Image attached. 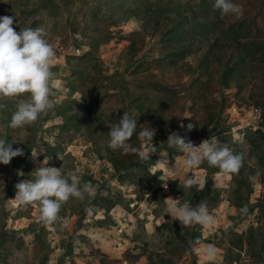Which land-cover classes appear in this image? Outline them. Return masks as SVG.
I'll list each match as a JSON object with an SVG mask.
<instances>
[{
  "label": "rangeland",
  "instance_id": "rangeland-1",
  "mask_svg": "<svg viewBox=\"0 0 264 264\" xmlns=\"http://www.w3.org/2000/svg\"><path fill=\"white\" fill-rule=\"evenodd\" d=\"M232 2L243 7L242 16H221L213 8L214 0H0V16H12L17 32L43 28L56 53L50 97L55 107L48 114H41L31 126L13 129L11 115L28 96L0 99L6 102V114H0V139L24 150L9 164L0 163V264H264V212L260 215L258 210L264 204V166L250 172L245 140L246 131L264 129V104L234 106L235 88L207 82L211 69L221 73L217 66L224 59L217 43L208 44L223 36L231 22L257 27L264 34V0ZM164 13L182 14L186 21L179 33L198 38L187 53L165 56L171 44L166 47L156 33L161 22L144 24ZM261 63L264 56L252 68ZM262 72L264 83V65ZM149 73L165 79L166 85L148 83ZM247 74L249 86H254L251 95L264 99L258 90L261 80L253 71ZM188 90L218 106L225 102L229 106L217 109L205 127L196 125L187 132L181 122L192 118L189 101L183 102L182 94ZM124 111L137 120L140 131L149 127L154 133L151 142L137 135L131 145L144 151L150 143L157 151L147 160L135 154L131 165L115 171L108 161L113 152L108 137L99 132L102 126L117 123ZM172 132L184 134L194 146L206 139L227 144L234 152L245 153L244 164L234 174L207 162L188 170L184 154L168 149ZM32 151L37 152L35 158ZM161 152L167 153L166 159ZM44 159L49 160L47 166L61 167L65 176L76 172L81 184L90 182L95 188L94 197L70 198L57 221L48 225L39 219L38 203L20 205L15 199V184L33 179ZM147 171L159 182L144 190L139 180ZM171 175L177 180L168 179ZM188 177L205 180L210 189L209 201H202L213 205L207 207L214 219L211 225L182 227L166 213L172 203L196 206L191 188L183 186ZM237 188L241 199L234 193ZM245 207L247 212L242 213ZM122 212L131 214L125 222L120 220ZM162 219L181 232L199 233L202 241L190 245L187 239L181 244L167 228L155 227ZM145 221L152 233L144 229Z\"/></svg>",
  "mask_w": 264,
  "mask_h": 264
},
{
  "label": "clouds",
  "instance_id": "clouds-1",
  "mask_svg": "<svg viewBox=\"0 0 264 264\" xmlns=\"http://www.w3.org/2000/svg\"><path fill=\"white\" fill-rule=\"evenodd\" d=\"M213 8L220 10L221 16L233 14L237 17L243 15V7L233 3L232 0H214ZM12 16H0V99L21 97L27 94V99L19 101L16 110L11 115L9 127L23 129L33 125L41 114L55 107L50 97L54 94L51 81L54 77L52 72L55 59V49L45 38L43 28H25L17 32L13 27ZM5 105L0 104V108ZM181 127H184L181 124ZM137 120L127 111L119 118V121L110 125L108 131L107 146L112 150H121L122 154H138L141 159L147 160L157 149L149 143L144 151L133 147L128 141L136 134ZM194 128L192 123L187 125V131ZM138 136L147 141L153 140L154 133L151 128L142 129ZM23 139L15 142H23ZM168 149H174L184 154L183 166L191 170L207 162L209 167L220 169L223 173H238L244 164L245 153L234 152L227 144L203 140L198 146L181 136L178 132H172L167 139ZM161 154L167 157V153ZM22 148H13L12 143L6 144V139H0V163L9 164L12 158L23 156ZM37 152L32 151L35 158ZM253 156L251 162L255 163ZM49 160L44 159L41 166L34 169V178L23 180L15 184L17 189L15 199L20 205L39 204V219L45 224L57 221L62 205L70 198L84 201L86 197H94L95 188L90 182L81 184L76 172L64 175L61 167L47 166ZM23 175V173H19ZM177 180L175 175L168 179ZM167 179V180H168ZM166 180V181H167ZM205 180H197L192 177L185 178L183 186L191 188L198 187L202 191ZM167 188V183H164ZM174 200V199H173ZM91 211L90 208L85 209ZM242 213L247 208L241 209ZM167 213L173 219H178L182 227L193 224L211 225L213 216L209 213L207 205L202 201L196 206L189 202L182 205L172 203ZM209 253L211 249L208 250Z\"/></svg>",
  "mask_w": 264,
  "mask_h": 264
},
{
  "label": "trees",
  "instance_id": "trees-1",
  "mask_svg": "<svg viewBox=\"0 0 264 264\" xmlns=\"http://www.w3.org/2000/svg\"><path fill=\"white\" fill-rule=\"evenodd\" d=\"M157 17L158 18H151V19L149 18V20H147L144 24L146 25L147 23H151V21H154L155 23L156 21L161 22L162 28L157 30L156 33H160L162 35V38L166 43L165 44L166 47H168V43L171 44L170 51L165 56H172L175 53H179V52L187 53V49L192 48L191 43L196 41L195 39L198 38H194L192 40L187 36H183L179 33V29H181V25L183 22L186 21V18L182 14L168 15L167 13L158 14ZM191 22L194 23L193 18ZM235 25L236 28H234ZM198 26L200 28H203V25L201 23ZM251 29L253 28H251L250 25L246 26L245 24H240L233 21L228 25V29L225 33H223V36H221L220 38H218L217 36L214 37L213 38L214 42H210L208 44L210 45V47H212L213 45H215L214 43H217L218 48L221 50V56H224V59L220 63H218L217 66V68L222 69L221 73L216 75L217 69L216 68L211 69L209 74L207 75V82L209 84H215L216 82H218L224 88H235L236 93L234 94L235 97L234 106L243 104L242 106L246 107L249 103L252 102L259 103L260 105L264 104L263 97L261 99L260 98L255 99V96L251 95L254 86L250 87L249 79H247V75H248L247 72L253 71V76L261 80L262 79L261 74L263 73L262 71L264 65L262 63L256 64V66L252 68V63L258 61L261 57L264 56V34L260 33L261 30H259L257 27L253 29L254 33H250ZM241 38H243V40H241ZM217 40L219 41L216 42ZM251 60L252 63L248 64L249 62H251ZM201 61L202 60H200L199 64L201 63ZM145 79L148 83L160 85V86H164L167 83L166 80L163 79L162 77L150 73L146 76ZM259 86L260 88H258V90L259 93L261 94L260 96H264V83L262 82V80ZM243 89L244 90L247 89L249 91L247 95L244 94L241 95L240 92ZM89 94L94 95L92 94V92H89ZM182 95H184L183 102L185 103L186 101H189L190 103L188 109H190L192 116V118L182 119L181 123L184 125L183 130L185 131H187V125L189 123H192L194 125V128L196 125L205 127L207 123L210 120H212L214 113L216 114L217 111L223 110L224 108L229 106V104L225 106L227 104L226 102L222 106L221 105L218 106V104L213 103L210 100H207L206 98H204L195 91L192 92L188 90L185 92V94L183 93ZM0 104L5 105L4 108H1L0 114L2 113L6 114V109H5L6 102L0 101ZM261 109H262L261 125L264 126V106H262ZM109 130H110V126L104 125L100 128L99 133L104 137H108ZM138 131H140V127L137 124L136 134L133 135V137L128 141V143L132 144V142L136 140L137 135L139 133ZM182 136H184V134H182ZM245 140L249 144L248 161L253 167L250 170V172L252 173L254 167L264 166V150L261 149V147L264 146V129L256 128L254 130H248V132L246 131ZM54 153H52L51 155H54ZM133 156H135V154L125 155L122 154L121 150H115V151L113 150V152L110 151L108 154V161L115 171H119L124 169L126 166L131 165ZM253 156L256 158L255 163L251 162ZM146 176L147 177L145 179L139 180L144 190L150 189L152 186H155L157 182H159V180L156 177V174H149V172L147 171ZM142 182H144V184ZM191 192L194 200L191 201H193V203L197 202V204H199L200 202H202V200L209 201L208 196L210 194V189L208 188L207 183H205V187L202 191H198L197 186H193L191 187ZM234 193L235 195L238 196V198H240L239 188L235 189ZM207 207L212 208L213 205L207 204ZM258 210L260 215L261 213L264 212V204L262 202L258 205ZM158 228L160 229L167 228V230L170 231V234L176 236V239L178 240V242H181V244L187 242V239L190 245H194L202 241L201 235L199 233L197 234L194 231L189 232L187 229H184L183 232H181L177 229V227L176 229L171 227V225L168 222H162V224H160ZM153 232L154 234L158 233L155 230ZM166 239L169 241H173V238L167 237ZM208 264H216V263H208Z\"/></svg>",
  "mask_w": 264,
  "mask_h": 264
},
{
  "label": "crops",
  "instance_id": "crops-1",
  "mask_svg": "<svg viewBox=\"0 0 264 264\" xmlns=\"http://www.w3.org/2000/svg\"><path fill=\"white\" fill-rule=\"evenodd\" d=\"M122 213H125V215L127 216V219H129L128 217H131V214H129V213H126V212H122ZM167 213V212H166ZM121 214V213H120ZM167 215H170V213H167ZM146 217L147 218H149V215H146ZM152 218H153V216H152ZM164 221L163 219L162 220H160V221H158V222H155L156 224H155V227H159L160 226V224H162V222ZM148 225H149V222H147V221H145V223H144V229H146V232L147 233H152V231L150 230V229H148Z\"/></svg>",
  "mask_w": 264,
  "mask_h": 264
},
{
  "label": "built area",
  "instance_id": "built-area-1",
  "mask_svg": "<svg viewBox=\"0 0 264 264\" xmlns=\"http://www.w3.org/2000/svg\"><path fill=\"white\" fill-rule=\"evenodd\" d=\"M58 48L62 49L61 46H59ZM252 111L256 113L257 109H252ZM49 141L51 142L52 140H49ZM120 220L123 221V222H125L127 220V216L125 215V213H121L120 214ZM117 231H121V228H119Z\"/></svg>",
  "mask_w": 264,
  "mask_h": 264
}]
</instances>
